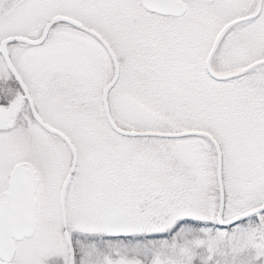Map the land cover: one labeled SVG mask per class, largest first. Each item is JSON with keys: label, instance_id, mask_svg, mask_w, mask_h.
I'll return each instance as SVG.
<instances>
[{"label": "snow or ice", "instance_id": "6c2138e0", "mask_svg": "<svg viewBox=\"0 0 264 264\" xmlns=\"http://www.w3.org/2000/svg\"><path fill=\"white\" fill-rule=\"evenodd\" d=\"M0 264H264V0H0Z\"/></svg>", "mask_w": 264, "mask_h": 264}]
</instances>
